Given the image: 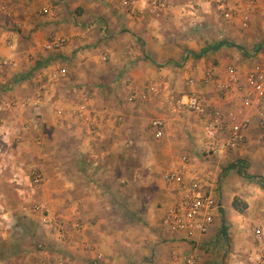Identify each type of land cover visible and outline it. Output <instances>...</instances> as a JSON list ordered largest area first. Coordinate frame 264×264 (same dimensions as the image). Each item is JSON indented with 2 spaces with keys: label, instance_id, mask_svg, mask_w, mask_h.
Listing matches in <instances>:
<instances>
[{
  "label": "crops",
  "instance_id": "crops-1",
  "mask_svg": "<svg viewBox=\"0 0 264 264\" xmlns=\"http://www.w3.org/2000/svg\"><path fill=\"white\" fill-rule=\"evenodd\" d=\"M191 1L173 0L157 8L140 0L131 12L118 0H0V236L12 239L18 210L30 212L34 209L27 206L37 201L62 216L69 228L68 238L56 237L62 251L46 252L43 264H164L173 251L182 259L194 243L200 247L198 264H219L226 248H217V243L227 235L232 247L226 264H241L264 249L253 233L264 228V136L258 107L244 105L237 96L221 98L216 81L203 78L214 69L216 79L226 80L231 66L245 76L264 66L258 62L263 52L255 57L251 53L256 49L224 45L200 55L218 40L209 39L210 27L233 36L237 32L232 24L218 25L209 18L211 0H199L208 12L205 28L184 29L193 19L201 20L193 16L197 12ZM51 35L69 41L58 50H45ZM4 58L15 64L4 65ZM83 90L91 96L78 115ZM186 92L201 95L208 106L226 114L251 116L243 139L219 156L208 155L205 148V160L199 158L195 152H201V126L189 132L198 127L187 123L186 111L175 109V101ZM155 118H164L165 126L153 127ZM185 152L202 160L217 179L220 209L214 223L205 235L163 227L168 240L155 244L158 255L149 260L145 253L131 257L128 250L137 244L123 238L118 242L100 223L129 214L101 205L104 197L97 183H105L98 181L99 168L110 156L128 163L132 158L133 168L146 172L149 185L155 183L162 206L171 194L163 174ZM33 170L43 173L38 186L32 184ZM235 196L247 203L243 211L233 207ZM74 211L80 216L77 228ZM222 216L228 220L227 235L221 232Z\"/></svg>",
  "mask_w": 264,
  "mask_h": 264
},
{
  "label": "built area",
  "instance_id": "built-area-1",
  "mask_svg": "<svg viewBox=\"0 0 264 264\" xmlns=\"http://www.w3.org/2000/svg\"><path fill=\"white\" fill-rule=\"evenodd\" d=\"M140 0H118V3L136 12L137 3ZM170 0H149L154 7H163ZM251 1L248 8L239 11V8H229V5L222 2L221 8L225 16L231 17L239 11L244 23L249 19L252 11ZM44 7L43 11H48ZM69 38L64 35H51L43 44L45 50L54 51L65 46ZM11 44V43H10ZM103 60L108 59V55L102 56ZM4 65L15 64L12 60L4 58ZM205 81H216L217 92L221 98L237 96L246 106L258 107V125L264 136V66H256L243 76L236 67L231 66L227 70V79H216L214 69H208L204 73ZM193 81V79H190ZM91 92L83 90L82 102L76 110L80 115L87 108ZM25 105V103H22ZM14 106V105H13ZM175 109L180 111H192L200 117L201 129L203 132V158H205V148L208 155L219 156L232 149L240 142L245 131L252 124L251 116L240 117L235 112L226 114L218 107H210L206 104L205 98L195 92H187L175 101ZM98 116V115H97ZM164 118H155L150 124L158 129L165 126ZM206 143V147H205ZM188 153H182L177 161L167 169L164 180L170 190V198L162 205L161 222L164 229L172 233H185L188 236L194 234L205 235L209 232L220 209V187L217 179L210 172L206 171L205 164L196 161ZM43 181V173L38 170L32 172V184L38 186ZM40 205H35V209H40ZM43 223L52 229L53 233L60 240L69 236V228L58 216L52 215L49 211L43 214ZM74 227L80 225V216L77 211L73 212ZM255 238L259 243L264 241V228L259 226L254 230ZM98 258H102L99 253ZM177 251H173L172 256L166 264H198L200 258L199 246L194 243L186 252L182 259ZM241 264H264V249L258 251Z\"/></svg>",
  "mask_w": 264,
  "mask_h": 264
},
{
  "label": "rangeland",
  "instance_id": "rangeland-1",
  "mask_svg": "<svg viewBox=\"0 0 264 264\" xmlns=\"http://www.w3.org/2000/svg\"><path fill=\"white\" fill-rule=\"evenodd\" d=\"M172 1L173 0H170L169 3L163 7L168 6ZM180 1L184 2L187 0ZM251 1H253L252 11L248 21L244 23L241 15L238 13H240L239 11L248 8ZM222 2L228 4L229 8L236 7L240 10L237 14L232 15L231 17L225 16L220 5ZM191 3L197 12L196 14L194 13L193 16H200L199 19L201 20L197 21L193 19V24L187 25L190 26V28H183L187 31L193 29L200 30L201 28L204 29L205 14L208 13L202 8L205 5L203 1L200 2L199 0H192ZM210 4H212L214 11L212 10V12H210L211 17L209 16V18L215 19L217 22L216 24L218 25L232 24V28L237 32V36H233L232 34L228 35L225 30H221V28H217V26H212L209 30V39L212 41L215 39H224L235 42L248 51L256 49L254 53H251L255 57L258 52L262 51V59L260 58L261 60L258 62H264V47L257 48L259 44L264 43V0H211ZM184 116L187 123H194V125L198 127L189 129V132L192 133L195 132V130L197 132V130H199V125L201 126L200 117L192 111H186ZM201 144V152H195V154L204 161L203 141ZM134 155H137V153ZM131 157L135 156L132 155ZM71 159L74 161V157ZM108 161V163H105L107 167L103 165V167L98 170V173L101 175L99 176L98 181H103V183H105H97L99 185L98 188L102 190V192L98 191V194L102 193L100 195H103L104 197L101 201V205H104V208L120 212L126 210V213H128L129 216L108 218L100 223L101 225L103 223V228H105L109 234L117 236L116 239H118V242H121V239L123 238L129 242L134 241L135 244H137L138 247L128 250L131 257H134L139 253H145L143 254L145 260H149V257L152 259V257L158 255L160 250L155 244H165L168 240L163 233L164 231L161 222V199L156 196L155 190L153 189L155 183L149 185L150 180L148 181L145 179L146 172L144 170L133 168L135 162L132 158L128 163L122 162L119 157L110 156ZM105 192L107 194H105ZM35 205H40L41 208L35 209ZM29 207L31 210H34L27 213L25 212L27 210H24V208L21 209V212L18 210L19 215L17 216L16 221H14L12 227L15 232L12 234V239L8 240V238L0 236V263L2 264H43L42 257L46 252L53 253L54 251H62L59 246H56L57 235L53 233L52 229L43 223V214L44 212L46 213V211H49L50 214L58 216L65 221L63 217L57 213L54 214L51 210L47 209L46 206L43 207L41 202L32 201L30 206L28 205L26 209ZM227 223L228 220L226 218V228L229 227V224ZM65 224L67 225V221H65ZM253 233L251 234V237H253ZM152 242L154 245L151 244ZM263 242L264 241H262V243ZM221 247L226 248V252L224 255L221 254L222 261L219 262V264H226L224 259L227 252L232 247V245L229 244L227 237L222 236L220 244L217 243V248Z\"/></svg>",
  "mask_w": 264,
  "mask_h": 264
},
{
  "label": "trees",
  "instance_id": "trees-1",
  "mask_svg": "<svg viewBox=\"0 0 264 264\" xmlns=\"http://www.w3.org/2000/svg\"><path fill=\"white\" fill-rule=\"evenodd\" d=\"M224 45H227V46H235V47H238L242 50H245L244 48H242L239 44L235 43V42H231V41H228V40H224V39H221V40H217V41H214L211 45L207 46V47H204L202 50H201V53L200 55L204 54L205 52H208L210 50H216L218 49L219 47L221 46H224ZM264 47V43L262 44H259L257 46V48H262ZM239 172L242 173V168H238ZM246 175V174H245ZM247 177H251V175H246ZM232 205L235 209L239 210V211H243L246 207H247V203L242 200L239 196H235L233 201H232ZM223 214V212H222ZM221 232L222 234H226V225H225V219H224V216H222V227H221ZM228 236V235H227ZM226 236V237H227Z\"/></svg>",
  "mask_w": 264,
  "mask_h": 264
}]
</instances>
